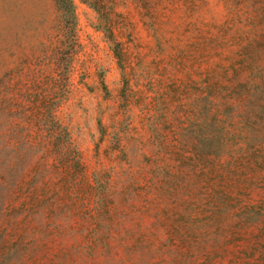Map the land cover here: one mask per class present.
<instances>
[{"label":"rangeland","instance_id":"1","mask_svg":"<svg viewBox=\"0 0 264 264\" xmlns=\"http://www.w3.org/2000/svg\"><path fill=\"white\" fill-rule=\"evenodd\" d=\"M0 264H264V0H0Z\"/></svg>","mask_w":264,"mask_h":264},{"label":"trees","instance_id":"2","mask_svg":"<svg viewBox=\"0 0 264 264\" xmlns=\"http://www.w3.org/2000/svg\"><path fill=\"white\" fill-rule=\"evenodd\" d=\"M57 3L64 9V10H71L72 7V0H56Z\"/></svg>","mask_w":264,"mask_h":264}]
</instances>
